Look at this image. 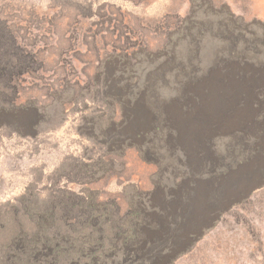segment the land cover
Instances as JSON below:
<instances>
[{
  "label": "rangeland",
  "instance_id": "obj_1",
  "mask_svg": "<svg viewBox=\"0 0 264 264\" xmlns=\"http://www.w3.org/2000/svg\"><path fill=\"white\" fill-rule=\"evenodd\" d=\"M0 30V264H264V0H0Z\"/></svg>",
  "mask_w": 264,
  "mask_h": 264
},
{
  "label": "bare ground",
  "instance_id": "obj_2",
  "mask_svg": "<svg viewBox=\"0 0 264 264\" xmlns=\"http://www.w3.org/2000/svg\"><path fill=\"white\" fill-rule=\"evenodd\" d=\"M241 84H242V80H241V82H239L236 79L232 78V79H230V82L227 85V82L223 80L222 76H220V75L219 76H215L212 79H210V81L207 82V86H208V89H209L208 93L209 94L211 93V95L208 96L207 100H211L212 104L220 105V104L223 103L224 98L225 99L227 98L228 100H227V104L225 106H228V103H230L231 100L234 101L235 98L238 96L239 92L241 91V89H242V86H240ZM195 89L197 91L203 92V90H202V88L200 86H197ZM225 103H226V101L223 104H225ZM198 123L195 122V125L193 124V125L190 126V128H188V132H186L187 135L189 133L190 134L202 133V131L206 128V124L204 122H202L201 124H198ZM196 124H198V125H196ZM194 136L196 137V135H194ZM185 139H187V138H185Z\"/></svg>",
  "mask_w": 264,
  "mask_h": 264
},
{
  "label": "trees",
  "instance_id": "obj_3",
  "mask_svg": "<svg viewBox=\"0 0 264 264\" xmlns=\"http://www.w3.org/2000/svg\"><path fill=\"white\" fill-rule=\"evenodd\" d=\"M13 39V38H10ZM8 41L4 39L2 30H0V80L6 76H12L14 69L20 67V62L11 50ZM14 59H17L16 61Z\"/></svg>",
  "mask_w": 264,
  "mask_h": 264
}]
</instances>
